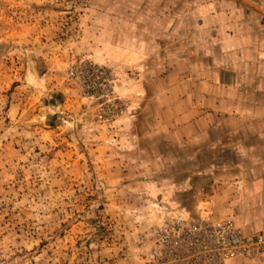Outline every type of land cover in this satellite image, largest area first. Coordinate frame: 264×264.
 I'll use <instances>...</instances> for the list:
<instances>
[{"label": "rangeland", "instance_id": "1", "mask_svg": "<svg viewBox=\"0 0 264 264\" xmlns=\"http://www.w3.org/2000/svg\"><path fill=\"white\" fill-rule=\"evenodd\" d=\"M219 2L0 0V264H151L161 221L225 220L198 213L214 159L165 152L146 94Z\"/></svg>", "mask_w": 264, "mask_h": 264}, {"label": "crops", "instance_id": "2", "mask_svg": "<svg viewBox=\"0 0 264 264\" xmlns=\"http://www.w3.org/2000/svg\"><path fill=\"white\" fill-rule=\"evenodd\" d=\"M219 3L200 12L197 58L182 50L169 57L154 93L146 94L165 152L205 149L204 158L214 159L207 164L218 172L203 173L212 197L198 213L232 219L251 236L264 231V0Z\"/></svg>", "mask_w": 264, "mask_h": 264}, {"label": "built area", "instance_id": "3", "mask_svg": "<svg viewBox=\"0 0 264 264\" xmlns=\"http://www.w3.org/2000/svg\"><path fill=\"white\" fill-rule=\"evenodd\" d=\"M151 238V264H264V231L246 235L231 219L195 223L173 216L158 223Z\"/></svg>", "mask_w": 264, "mask_h": 264}]
</instances>
